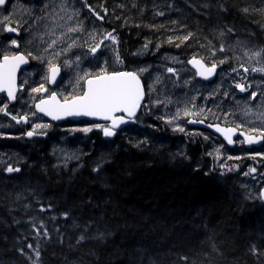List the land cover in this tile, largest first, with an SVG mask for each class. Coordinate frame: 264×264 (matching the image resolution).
Listing matches in <instances>:
<instances>
[{
    "label": "trees",
    "instance_id": "1",
    "mask_svg": "<svg viewBox=\"0 0 264 264\" xmlns=\"http://www.w3.org/2000/svg\"><path fill=\"white\" fill-rule=\"evenodd\" d=\"M83 2L114 32L129 70L161 53L203 55L199 45L219 47L227 28L226 45L264 47V0ZM159 117L143 108L111 141L93 127L81 164L67 171L56 168L47 142L18 150L9 164L21 170L0 168V264H264V201L245 197L239 176L247 165L234 158L216 168L210 133L174 132Z\"/></svg>",
    "mask_w": 264,
    "mask_h": 264
},
{
    "label": "snow or ice",
    "instance_id": "2",
    "mask_svg": "<svg viewBox=\"0 0 264 264\" xmlns=\"http://www.w3.org/2000/svg\"><path fill=\"white\" fill-rule=\"evenodd\" d=\"M7 0H0V6L6 5ZM69 0H60L56 3V0H48L40 8V15H32L29 11L27 17L21 16L17 18L14 13L3 15L0 18V32L20 35L21 30L27 36L24 43L27 47V52L19 51L21 44L18 39L6 37L8 41L7 46L0 45L3 48L0 53V92L7 94L9 102L17 100V92L23 91V85L18 87L17 85V72L20 70L21 65L29 64L30 60L37 61L41 65L40 75L41 82L31 87L32 94H38L32 97L34 100V108L36 112L43 113L46 116L51 117L52 120H60L64 117H92L103 121H109V126L101 124H94L92 127L100 129L105 137H112L116 134V129L123 124L129 122H136L137 112L142 107L147 109L148 104H145V98L148 97L152 106L167 104L170 101L165 99L151 100L153 92L158 91L157 85H163L166 80H170L171 77L179 79V72L174 67H166L164 73L158 72L154 77L149 73V79L151 83L147 85V92L145 91V85L142 83L143 74L149 72L148 67H138L134 70H119L113 68L111 71L108 69V61L105 60L103 65L100 63H93L94 60L98 61L97 53L102 48L108 47L105 45V41H110L112 44L118 43L117 37L111 32L98 33L93 30L87 32L84 27L83 21L79 19L80 11L73 7L72 11H69ZM7 11V8L4 9ZM246 13L247 8L243 9ZM89 12H92L97 19L103 17L95 13L91 7ZM106 12V10H105ZM163 15V13H158ZM87 32V39L81 40L83 33ZM233 33L232 28H227L226 32L221 31L219 37L221 43L219 47L212 44V41H208L207 44H200V48L205 50L203 55L199 53L193 54V56L186 61L187 64L192 65L196 69L195 75L209 80L216 74L217 68L220 65L228 63L230 60L238 62L239 67L232 68V72L240 77L238 82H234L230 88V91L218 92L217 89H213L215 95H222L225 100L233 95L235 90L240 93H249L244 100H236L233 95L234 105L240 110V113L244 117H256V121L248 120V128L246 131L240 132V135L244 137V142L248 144L258 143L264 140V127H257L256 123L259 122L264 125V100L260 101L259 106H256L255 110L251 104L257 96L264 97V88L259 91H250L253 85L247 79L249 73H260L264 75V48L254 49L249 48L246 42L237 41L235 45H226L223 42V38L226 34ZM194 33L188 32L182 37H177L179 41L176 43V47H180L181 44L189 41L193 37ZM168 43H173L171 39ZM147 44L143 46L146 50ZM159 47V46H157ZM240 47L243 55H236L235 50ZM9 49H16L15 52H10ZM232 52L230 57L228 53ZM223 54L222 58L217 59V54ZM141 52L134 53L133 55H140ZM91 57V59H89ZM174 62L180 63L177 58H172ZM246 60L248 65L255 64L256 66H246L243 62ZM115 62L122 64L118 53L115 57ZM72 70L73 75L69 80L72 85L73 91L68 95L58 94L56 91H50L45 85L55 84L57 77L60 76L61 71ZM241 70L244 75H241ZM165 73L167 75H165ZM27 84L28 81L23 82ZM173 83H175L173 81ZM187 83V81L185 82ZM219 87V86H218ZM259 87V86H257ZM209 94V97L205 99L215 100V95ZM47 94V95H44ZM62 96V98H61ZM222 103V102H221ZM0 112L6 116L8 112V104L0 102ZM193 107H195L193 105ZM219 109L221 104H217ZM205 109H200V113H203ZM209 113H212V109H207ZM36 112H33L34 116ZM200 113H196L199 115ZM119 114V115H118ZM180 110H177L176 116L173 119L179 117ZM185 116H191L194 113L187 107L184 109ZM215 116V113H212ZM227 115H235V112H226ZM163 119V117H159ZM11 119L17 124L28 123V114L11 115ZM206 119V117H205ZM189 123H203V120H190ZM171 124L172 119L166 121ZM213 127L212 124L208 125ZM242 124H237L235 128L216 126L215 130L220 132L229 144L233 143V135L236 130L241 128ZM48 125L33 124L32 131L26 133L31 137L35 134L36 129L47 128ZM80 131L89 132L92 128L79 129ZM179 131L184 132V128H178ZM207 139V137H205ZM239 159V157H237ZM21 169L7 165L6 171L8 173L19 172ZM255 169H249V172H254ZM247 174V173H246ZM260 198L264 200V191L260 193ZM41 211H44L41 208ZM67 216V213H65ZM33 227H36L33 225ZM39 228L43 229L44 225L41 222ZM41 233L37 230V235ZM46 237L47 231L43 232ZM85 239L81 235L80 240ZM28 248H32L31 244L27 245ZM37 260L39 259V251L35 250ZM251 251L253 254H258V250L255 245L252 246ZM23 253V250L21 249ZM182 260H186V257H181Z\"/></svg>",
    "mask_w": 264,
    "mask_h": 264
},
{
    "label": "rangeland",
    "instance_id": "3",
    "mask_svg": "<svg viewBox=\"0 0 264 264\" xmlns=\"http://www.w3.org/2000/svg\"><path fill=\"white\" fill-rule=\"evenodd\" d=\"M46 2H48V0H30V3L16 2L13 5H9V7H7V11H4V8L0 6V18H2L3 15H8L9 13H14L17 18L21 16L27 17L29 11L32 15H40V8ZM59 2L60 0H56V3ZM73 7L80 11L79 19L83 21L84 27L87 29V32L95 30L101 34L111 32L114 35V32L112 30L106 28L96 20L92 12H89V10L85 9L83 0H69L68 10L72 11ZM87 32L82 34L81 40L88 38ZM5 35L6 33L0 32V36ZM11 38L18 39L22 46V50L27 52L28 49L24 43L25 39H27V36L23 30H21L20 32V37L17 38L12 36ZM240 41L246 42L249 48L259 49L260 47L258 44L249 39ZM2 42V45L7 46V41ZM105 45H108V47L102 48V55L100 54V52L97 53L98 61L94 60L93 63L98 62L103 65L104 61L107 60L108 69L112 70L113 68H115L123 70V63L118 64L115 62L117 53L121 58L119 42L116 44H112L110 41H105ZM0 50H3V48H0ZM147 53H149V51L145 54ZM235 54L240 56L243 55L240 47L236 48ZM111 55L114 56L113 60L111 58ZM153 57L154 59L151 62L136 65L132 67L131 70H134L138 67L149 68V72L144 73L142 79L145 84L146 92L147 85L151 83V80L149 79V73H151V75L154 77L158 72L164 73L166 67L169 66L174 67L178 70L179 79H177L176 77H171V79L166 80L163 85H157L158 91L153 92L151 96V100L167 99L170 101L169 103H167L166 105L160 104L152 106L147 96L144 101L145 104L149 105L148 108L151 110V112L155 115L163 117V120L165 122L169 119H172L171 124L166 123L172 131L181 132L178 130V128L182 127L184 128V132H186L188 129L186 120L190 118L205 119L206 117V120L208 118L210 120L222 122H224L225 118H228L229 121H227V123H232L234 125L242 124L243 126L241 128H244L246 130L248 128V120L256 121V117L254 116L247 118L244 117L240 113V110L237 109L234 105L233 95L236 100H244L249 95V93H240L238 90H235L233 95H230L227 100H225L222 95H215L213 93V89H217V91L220 93L226 90L232 92L230 86L234 82H238L240 79L239 76L232 72V68L239 67L237 61L231 63L230 60L228 63H226V66L228 65V68L224 69L221 72L216 83L204 84L196 79L194 73L190 70L186 61L182 57L165 53H161L158 56ZM172 58H177L180 63L174 62ZM89 59H91V57H89ZM243 62L246 64V66H256L255 64L248 65V62L246 60H244ZM35 63L38 65L34 68L28 69L20 79V85H23V91L20 92L21 96H19L18 103L15 106L17 110L16 114H28L29 116L32 115L33 112H35V110L33 111L34 100L32 99V97H35L38 94H32L31 87H35L41 82L40 75L38 74L41 71V65L37 61ZM72 75V70H64L63 80L60 85V92L63 95H68L73 91L72 85L69 83ZM165 75L167 74L165 73ZM241 75H244L242 70ZM247 79L253 85L250 91H259V89L264 88V75L260 73H249ZM25 80L28 81L27 84L23 83ZM173 81L175 83H173ZM186 81L187 83H185ZM210 93H213L215 95L214 101L211 99H205L206 97H209ZM261 100H264V97L258 95L254 101H251L254 110L256 106H259ZM217 104H221V107L219 109L216 107ZM193 105L195 107H193ZM186 107L190 109L194 114L191 116H185L184 109ZM202 108L205 109V111L203 113H200V109ZM142 109L143 107L141 108V110ZM178 109L180 110L179 117L173 119V117L176 116ZM207 109H212V113H215V116H213L212 113H209ZM226 112H235V115L225 116L224 113ZM196 113L200 114L196 115ZM36 115V117L35 115H32L34 117L33 120H35L38 124L48 125V127L44 130H49L52 124L46 120L43 121L38 119V114L36 113ZM256 126L264 127V125H261L259 122L256 123ZM90 127L91 126L66 125L62 126L61 129H58L56 131L55 138L57 140L48 145L50 146V155L54 158L57 169L67 171L73 164H81V160L83 157L82 143H84V140H86V132L80 131L79 129ZM20 128L21 127L15 126L14 124L4 120L3 118L0 119V168L6 166L11 162H15V160L18 161V150L20 149H17L18 146L13 147L12 145L20 143L19 139H17V133L22 130ZM142 128L144 129L145 126H142ZM208 146L209 151L212 153L215 159L216 165L219 167L226 166L228 161L237 157H239L238 162L243 165H247L248 160L246 157H252L250 158V162H248L250 166L245 167L244 171H242L239 176V180L246 199H249L251 201L260 199V193L262 188L264 187V169H258V165H264V148L253 150L254 153H252L251 150L246 151L242 148V150L239 151L236 155L233 150L226 151L225 147L222 145V142L219 139H211ZM253 168L255 169V171L249 172V169Z\"/></svg>",
    "mask_w": 264,
    "mask_h": 264
},
{
    "label": "flooded vegetation",
    "instance_id": "4",
    "mask_svg": "<svg viewBox=\"0 0 264 264\" xmlns=\"http://www.w3.org/2000/svg\"><path fill=\"white\" fill-rule=\"evenodd\" d=\"M16 2H19V3L20 2L30 3V0H7V6L3 7V8L5 9V8L9 7V5H13ZM9 36L10 37L14 36V37H17V38L20 37V35L17 36L14 33H12V34L6 33L5 36H0V45L3 44L2 41H7L6 37H9ZM2 51L3 50H0V53H2ZM9 51L10 52H15L16 49H9ZM19 51L26 52V51L22 50V46L20 47ZM30 61H31L30 69L34 68V67H36L38 65V64L35 63L36 61H33V60H30ZM45 86L50 91H52L51 90L52 88L50 87L49 84H46ZM44 95H47V94H44ZM19 96H21V93L19 94ZM19 96H17L16 103L13 104L12 101L11 102L8 101L6 93H3V94L0 95V102H4V103L8 104V112L10 113L9 115L6 116L4 113L0 112V119L3 118L4 120L9 121L12 124L15 123L14 124L15 126H19V127H21L20 129H22L21 131H19L17 133V139H19L20 143L13 145L14 147L18 146L17 149L21 150V149H25L27 146H30L31 148L38 147L37 150H40V147L41 146L43 147V145L45 144L44 142H47L46 149H49V151H50V146L49 145H50V143H52V142L57 140L55 138L56 131L58 129H61L62 126H66V125H68V126H70V125L91 126L90 124L84 123V122H80L79 124L78 123L66 122V123H63V124H61L59 126L58 125H52L51 128L49 130H47V131L44 130L46 128L36 129L35 134L33 136L29 137V136L26 135V133L33 130V128H32L33 124H38L35 120H33L34 117L32 115H29L28 123L21 122L20 124H17L14 120L11 119V115H19V114H16L17 110H16V107H15L17 105V103H18ZM0 106H2V105H0ZM34 110H35V108L33 106V111ZM36 116L37 115L35 114V117ZM38 119L44 121V119L42 117H40V116H38ZM101 125L108 126L106 124H101ZM60 135H61V133H60ZM43 149H44V147H43ZM234 153L236 154V151H234Z\"/></svg>",
    "mask_w": 264,
    "mask_h": 264
},
{
    "label": "water",
    "instance_id": "5",
    "mask_svg": "<svg viewBox=\"0 0 264 264\" xmlns=\"http://www.w3.org/2000/svg\"><path fill=\"white\" fill-rule=\"evenodd\" d=\"M188 65H189V64H188ZM29 67H30V61H29V64H27V65H21L20 70H18V72H17V85H18V87H19V79H20V75H21L22 71H23L24 69H26V68H29ZM189 67H190L193 71L196 72V69L193 68L192 65H189ZM220 69H221V66H219V67L217 68L216 74L213 75L209 80H204L203 78H201V77H199V76H197V78L200 79V80H202V81L212 82V81H214V80L216 79L217 73H218V71H219ZM60 79H61V74H60V76L57 77V82H56L55 84H50V86H51V87H55V86L57 85V83L59 82ZM142 83H143V81H142ZM143 84H144V83H143ZM3 93H4V92H0V94H3ZM18 93H19V91L17 92V95H18ZM12 102L14 103V101H12ZM140 111H141V109L138 110V112H137V116L140 114ZM37 113H38L39 115H42L43 117H45L47 120L51 121V122L54 123V124H59V123L65 122V121H67V120H71V121H73V122L89 121V122H96V123L109 124V125H110V122H109V121H103V120H99V119L92 118V117H83V116L75 117V116H68V117H64V118H62V119H60V120H52L51 117L46 116V115H44L43 113H39V112H37ZM118 115H119V114H118ZM191 120H194V119H191ZM130 124H131V122H129V123H127V124H123V125H121L119 128H117L116 131H121V130L125 129L126 127H128ZM208 125H209V124L205 123L204 121H203V123H189V122H188V126L191 127V128H192V127H193V128H199V129H202V130H205V131L212 132V134H214V135H216V136H218V137L223 138L224 140H226V139L224 138V136H223L220 132H217V131L215 130L216 126H219V127H221V128H224L222 125L216 124V125H213V127H209ZM115 135H116V134H115ZM115 135L112 136V137H105V139H106V140H112V139L115 138ZM236 137H237V133L235 132V134H234L233 137H232L233 141H234V139H235ZM226 142L228 143L227 140H226ZM261 142H262V140H261ZM228 145H229L230 147H232V146H233V143H232V144H229V143H228ZM262 191H264V190H262Z\"/></svg>",
    "mask_w": 264,
    "mask_h": 264
},
{
    "label": "bare ground",
    "instance_id": "6",
    "mask_svg": "<svg viewBox=\"0 0 264 264\" xmlns=\"http://www.w3.org/2000/svg\"><path fill=\"white\" fill-rule=\"evenodd\" d=\"M239 151V150H238ZM238 151H236V155L238 154Z\"/></svg>",
    "mask_w": 264,
    "mask_h": 264
}]
</instances>
